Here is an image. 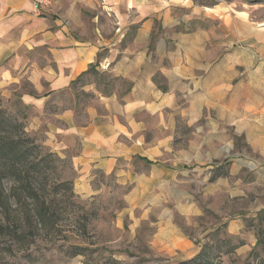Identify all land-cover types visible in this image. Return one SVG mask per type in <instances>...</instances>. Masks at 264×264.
<instances>
[{
  "label": "crops",
  "instance_id": "obj_1",
  "mask_svg": "<svg viewBox=\"0 0 264 264\" xmlns=\"http://www.w3.org/2000/svg\"><path fill=\"white\" fill-rule=\"evenodd\" d=\"M95 3L117 22L113 31L97 26V14L87 25L81 8ZM125 24L137 26L129 38ZM96 61L98 71L105 68L100 73L126 80L127 87L104 91L85 81L80 88L94 103L81 111L75 103L47 125L48 145L71 155L76 190L90 192L97 173L114 175L131 185L129 199L164 207L162 200L182 197L183 174L204 162L211 163V189L228 190L232 166L247 163L245 151L227 157L230 130L256 155L260 191L227 229L238 236V248L254 246L256 217L264 210V17L191 0H54L39 13L27 0H0L1 93L20 90L24 104L42 107ZM180 205L182 214L193 212ZM224 206L223 214L231 212ZM248 215L256 220L254 232L244 226ZM158 219L153 245L186 259L198 253L166 208Z\"/></svg>",
  "mask_w": 264,
  "mask_h": 264
},
{
  "label": "rangeland",
  "instance_id": "obj_2",
  "mask_svg": "<svg viewBox=\"0 0 264 264\" xmlns=\"http://www.w3.org/2000/svg\"><path fill=\"white\" fill-rule=\"evenodd\" d=\"M191 2L199 6L222 4L234 12L248 10L254 19L264 17V0ZM95 5L89 9L81 8L87 25H92L90 20L97 14V26L104 32L113 31L117 22L97 3ZM123 27L128 38L137 28L136 24ZM124 28L121 27L119 33ZM161 29L160 22L156 21L154 31ZM102 54L104 52L98 55V59ZM103 69L101 66L99 71ZM110 80L109 75L102 80L99 75L90 73L42 107L24 104L20 90L0 92L2 117L13 121L5 125V131L20 136L27 148L29 161H35L28 167L0 172L5 189V201L0 204V220L6 227L0 234V264H176L188 260L190 258L186 259L179 250L169 252L152 244L160 222L158 213L165 208L167 216L194 248L199 249L198 252L203 246L214 245L223 239L228 240L229 245L238 242V236L228 232L227 222L238 214L247 213L243 208L254 197V192L260 191V182L251 160L255 153L242 136L230 130L227 136L232 143L227 157L233 159L238 157V152L242 154L245 151L247 163L239 168L232 166L225 184L228 190L222 187L212 190L208 180L211 163L207 162L196 166L194 171L189 170V174H183L186 187L182 197L173 195L162 200L164 207L150 206L148 199H129L131 185L119 183L114 175L97 173L91 182L90 192L76 190L77 171L72 165L71 155L68 152L62 156L48 145L47 125L56 123L57 117L64 110L73 108L75 103L76 111L94 103V95L80 88L85 81L96 82L99 90H104L106 83H111L107 88L124 89L128 85L124 79ZM21 86L27 90L25 81ZM202 137L200 135V139ZM49 153L53 155L49 156ZM8 201L12 202L11 206ZM41 202L45 203L42 209L39 208ZM181 202L188 207L193 206V212L182 214ZM226 203L231 212L223 214ZM42 211L46 215L43 216ZM250 217L243 219L244 226L247 231L254 232L255 228L251 226L256 220ZM15 230L22 232L21 238H16ZM253 247H237L232 254L222 253V263L244 264Z\"/></svg>",
  "mask_w": 264,
  "mask_h": 264
},
{
  "label": "trees",
  "instance_id": "obj_3",
  "mask_svg": "<svg viewBox=\"0 0 264 264\" xmlns=\"http://www.w3.org/2000/svg\"><path fill=\"white\" fill-rule=\"evenodd\" d=\"M98 65V62L91 64L88 68V70L80 75L76 80L72 82L71 86H75L78 81H80L85 75H89L90 73H93L94 75H99L102 80H104L107 75L111 77L110 82L113 80L121 79L118 77H112L110 74L107 73H99V71L96 69V66ZM109 84L106 83L104 85V91L108 90L107 87H109ZM2 112L0 111V172L4 173L3 170L8 169H15L17 167H28L29 165H34L35 161H29L27 156V148L25 147V144L21 140L20 136H17L13 133H9L5 131V125H10L13 123L11 118H3ZM52 153H49V156H52ZM19 182V181H17ZM4 191L5 189L2 187L1 184V178H0V204L5 201L4 198ZM16 203V201H14ZM12 202L8 201V205L11 206ZM45 206L44 202H41L39 208H43ZM43 212V211H42ZM41 215V212H40ZM46 215L45 212H43V216ZM258 222L257 227V242L252 248L249 256L245 260L244 264H264V226H262V223H264V211H260L256 217ZM5 224L0 220V234L4 233L5 231ZM22 232H18L15 230L16 238H21ZM228 242V240L223 239L222 241L216 242L214 245H205L201 250L192 258L181 261L176 264H223L221 260V254H232L235 249L240 245V243L231 244ZM228 246L225 250L220 251L221 248ZM217 251L215 254L213 251Z\"/></svg>",
  "mask_w": 264,
  "mask_h": 264
},
{
  "label": "built area",
  "instance_id": "obj_4",
  "mask_svg": "<svg viewBox=\"0 0 264 264\" xmlns=\"http://www.w3.org/2000/svg\"><path fill=\"white\" fill-rule=\"evenodd\" d=\"M31 2L35 8L36 12H40L43 9H46L52 5L54 0H27ZM262 126L264 127V120L262 121Z\"/></svg>",
  "mask_w": 264,
  "mask_h": 264
}]
</instances>
